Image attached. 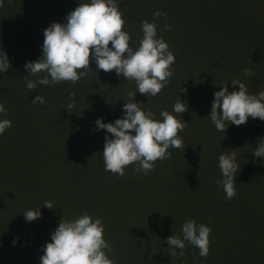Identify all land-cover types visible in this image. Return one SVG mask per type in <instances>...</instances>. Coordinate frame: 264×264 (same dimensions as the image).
Segmentation results:
<instances>
[{"label": "trees", "instance_id": "1", "mask_svg": "<svg viewBox=\"0 0 264 264\" xmlns=\"http://www.w3.org/2000/svg\"><path fill=\"white\" fill-rule=\"evenodd\" d=\"M10 1L0 7V48L11 65L0 73V103L7 110L0 120L12 122L0 135V264H40L43 246L60 221L84 212L103 219L114 264H205L187 241L183 256L179 249L170 256L167 238L183 239L184 219L178 215L212 229L210 247L216 248L217 261L206 264L224 262L218 254L221 229L264 225V158L253 155L264 139V121L249 117L240 126L229 123L224 133L209 118L216 91L225 85L229 92L238 90L234 79L249 94L264 91V0H116L134 49L148 20L158 25L157 38L175 56L173 76L154 97L136 92L135 81L115 71L99 70L94 61L87 77L74 85L65 81L29 90L28 80L45 75L25 69L26 62L43 55L44 30L53 22L67 23V15L90 0ZM181 6L187 12H180ZM156 11L167 13V19L154 18ZM244 69L254 75L245 76ZM129 91L136 92L134 101ZM72 92L75 106L69 112ZM37 95L47 103L34 104ZM178 99L188 106L181 114L173 112ZM128 102L141 103L157 120L167 110L188 124L179 133L185 149L170 148L171 156L158 160L147 175L136 172V164L126 167L123 177L105 171V137H114L97 130L95 121L114 123ZM234 149L240 166L237 194L227 200L217 185L222 179L218 157ZM182 199L191 203L180 210ZM45 201L53 208L44 207ZM173 203L175 211H167ZM38 209L39 218L25 219V211Z\"/></svg>", "mask_w": 264, "mask_h": 264}, {"label": "clouds", "instance_id": "2", "mask_svg": "<svg viewBox=\"0 0 264 264\" xmlns=\"http://www.w3.org/2000/svg\"><path fill=\"white\" fill-rule=\"evenodd\" d=\"M0 7H3V0H0ZM124 15L116 0H90L89 3H80L71 11L66 17L67 23L53 22L44 30L42 57L35 62L25 63L28 74L45 75L36 80H28L27 88L34 90L37 85L55 86L65 81L74 85L87 77L91 71L90 62L94 61L99 70L115 71L118 77L123 75L126 80L135 81L136 92L157 96L173 76L171 66L175 63V56L164 39L157 38L158 25L148 20L142 22L143 37L134 49L130 44L132 36L123 30L126 24ZM153 16L167 19V13L161 11H156ZM164 27L169 30L167 23ZM10 67L6 52L0 48V73ZM244 75L254 73L244 69ZM231 84L238 85V90L229 92L225 85L214 93L209 118L217 131L225 133L229 123L240 126L249 117L264 121V91L249 94L247 86L239 79H234ZM186 91L181 88V92ZM136 92H128L130 100L134 101ZM69 96L71 102L66 109L71 112L75 106L76 93L72 92ZM32 102L41 105L47 103L39 95ZM141 105L138 102L125 103L123 117L114 123H104L101 119L95 121L97 130L105 129L114 137H105V171L123 177L126 167L136 164L135 171L147 175L154 170L158 160L163 161L171 156L170 148L185 149L179 133L188 124L167 110L161 111L162 119L157 120L151 110L145 111ZM187 110V103L180 99L173 105L176 114ZM0 113L7 114L2 103ZM11 127L10 120H0V135ZM235 150L230 153L226 151L218 157L222 179L217 181V185L223 187L227 200L237 194L235 177L240 166L236 162ZM253 155L264 158V139H260ZM44 207L52 209L53 204L45 201ZM23 214L29 222L41 216L39 209L27 210ZM104 232L103 219L93 218L87 212L75 220H61L51 236V242L43 246L44 254L39 257L40 264H114V260L108 256L112 246L104 239ZM211 232L212 229L206 224H197L195 220L185 222L182 226L183 239L174 235L167 238L170 256L177 255L176 249L183 256L187 241L199 249L200 257L207 258Z\"/></svg>", "mask_w": 264, "mask_h": 264}, {"label": "rangeland", "instance_id": "3", "mask_svg": "<svg viewBox=\"0 0 264 264\" xmlns=\"http://www.w3.org/2000/svg\"><path fill=\"white\" fill-rule=\"evenodd\" d=\"M6 2L5 6L9 7L11 1L6 0ZM261 5L264 6L263 4ZM179 10L183 13L187 12V9L183 6H181ZM202 196V193L199 192L198 197ZM181 201L182 203L177 205L180 210L188 208L191 203L188 202L187 199H182ZM171 210L172 212L175 211V203L171 204L170 207L167 208V211ZM179 213L181 212L179 211ZM185 215L189 216V212L187 213L186 211ZM176 217H180L181 219L183 218V224L188 221L183 216L178 215ZM219 232L218 243H221L218 246V254L221 258H223L222 260H224V262L220 264H264V225H247L245 227L223 228ZM229 232L231 233L229 234ZM210 260L217 261L215 247H210L207 258L201 259V261H205V264Z\"/></svg>", "mask_w": 264, "mask_h": 264}]
</instances>
